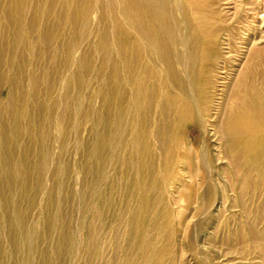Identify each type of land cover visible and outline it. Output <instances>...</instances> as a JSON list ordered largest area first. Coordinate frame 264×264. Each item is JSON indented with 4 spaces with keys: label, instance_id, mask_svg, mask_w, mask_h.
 <instances>
[{
    "label": "bare ground",
    "instance_id": "1",
    "mask_svg": "<svg viewBox=\"0 0 264 264\" xmlns=\"http://www.w3.org/2000/svg\"><path fill=\"white\" fill-rule=\"evenodd\" d=\"M58 27L67 38L72 37V43L68 39L60 43ZM95 31L100 44L94 54L102 59L98 72L102 78L106 72L112 76L108 80L105 77L106 88L103 86L97 95L102 107L90 111L94 121L90 158L95 169L88 168L87 172L100 175L99 170L107 163L105 152L111 150L114 155L113 148H118L120 164L134 173L132 186L140 204L139 212L130 214L134 253L124 264H161L166 252H158L148 239V225L152 227L149 222L153 220L148 221V176L159 182L166 197L183 204L177 212L184 210L183 215L201 194L204 200L214 197L216 184L224 182L232 189V181H238L242 174L264 177V71H260L264 59V3L0 0V68L4 64L12 66L16 57L23 60L25 53L47 55L58 46L64 52L65 70L77 65L68 84L77 83L80 91L86 85L80 73L94 67L75 58L74 52ZM24 61L29 93L35 102L40 88L30 73L32 63ZM19 79L13 69L0 77V87L9 83L11 88V112L17 109L15 99L22 91ZM54 90L52 86L45 92L43 106L48 114L54 111L50 98ZM30 112H20L19 117L12 114L3 123L0 117V150L6 158L0 159V171L4 172L0 177V213L11 212L9 226L14 231L23 228L26 219L18 200L3 201L2 191L6 189L14 196L27 191L24 172L9 164L32 122L23 130L17 125L20 119L31 120ZM74 113L82 114L80 97ZM54 129L60 140L64 138L61 121ZM49 130L50 126L44 127L42 134ZM191 130L199 133V142L191 137ZM38 157L36 178L41 180L50 155L45 150ZM39 190L40 185L36 192ZM98 192L94 190L93 195ZM240 194L238 190L237 197ZM174 219L170 212L162 219L154 218L156 241L177 236L183 225ZM1 222L5 225L3 218ZM81 231L82 225L78 229ZM19 239L15 243L20 244ZM57 243L53 251L57 264L74 263L78 236L63 234ZM261 251L264 253V247Z\"/></svg>",
    "mask_w": 264,
    "mask_h": 264
},
{
    "label": "rangeland",
    "instance_id": "2",
    "mask_svg": "<svg viewBox=\"0 0 264 264\" xmlns=\"http://www.w3.org/2000/svg\"><path fill=\"white\" fill-rule=\"evenodd\" d=\"M233 1L238 3L239 0ZM244 1L248 4L264 3V0ZM57 31L60 43L67 39L72 43V37L67 38L62 27H58ZM99 38V34L93 32L74 52L75 58L84 59L94 67L92 71L79 72L86 83L80 91L77 83L68 84L77 65L65 70L64 52L58 46H54L47 55L36 51L33 55L25 53L23 60L16 57L12 66L4 64L0 68V77L8 70H15L22 85V91L15 99L17 109L13 112L9 106V83L0 87L1 123L7 122L12 114L19 117L20 112L28 110L33 117L31 120L20 119L22 121L16 126L23 130L26 124L32 122L29 133L15 147L18 153L12 158V165L9 164L24 172L23 183L27 191L15 196L6 189L2 191L3 201L18 200L26 221L23 228L14 231L9 226L11 212L0 213V221L3 218L5 222V225L0 224V264H22L25 260H29L28 264H57L53 251L58 248L57 242L63 234L78 236L80 242L74 263L67 264H124L134 253L129 218L130 214H137L140 209L132 186L134 173L120 164L116 156L119 150L115 147L114 155H111V150L105 152L107 163L99 170L100 175L95 177L93 172H87L88 168L95 169L90 158L94 138V121L90 111L91 108L102 107L97 95L103 86L106 88L105 77L108 80L112 76V73L106 72L102 78L98 72L102 59L94 54V49L100 44ZM24 59L32 63L30 73L40 88L35 102L29 93ZM112 59L116 61V57ZM260 71H264V59ZM52 86L55 90L50 98L54 111L48 114L43 105L47 101L46 89ZM78 97L81 99V115L74 113ZM60 121L64 129L61 140L54 129ZM49 126V132L43 135L42 129ZM191 134L196 141L201 140L196 130H191ZM44 139L46 144L41 143ZM45 150L50 155V161L42 179L37 180L40 167L38 155ZM3 152L0 150V159L6 160ZM3 173L1 170L0 177ZM38 185L40 190L36 192ZM231 185L232 189L224 182L216 184L218 192L209 200H204L206 198L201 194L181 220L184 210L177 212L183 204L176 203V198L166 197L159 182H153L148 176V221L162 219L164 213L170 212L174 222L177 219L183 225L176 237L162 242L163 239L156 241L153 220L149 222L152 227L148 225V239L154 242V249L158 252H166L161 264H264V253L261 251L264 247V177L257 178L253 173L242 174ZM94 190L101 193L100 198L99 192L93 195ZM238 190L241 191L239 197ZM138 220L141 221L140 218ZM80 225L83 226L81 233L78 232ZM18 237L22 238L19 239L20 244L15 243Z\"/></svg>",
    "mask_w": 264,
    "mask_h": 264
}]
</instances>
